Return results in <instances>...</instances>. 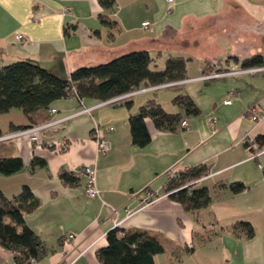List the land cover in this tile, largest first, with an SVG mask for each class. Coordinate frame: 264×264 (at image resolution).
I'll return each instance as SVG.
<instances>
[{
	"label": "crops",
	"instance_id": "1",
	"mask_svg": "<svg viewBox=\"0 0 264 264\" xmlns=\"http://www.w3.org/2000/svg\"><path fill=\"white\" fill-rule=\"evenodd\" d=\"M101 14L109 25L100 20ZM144 21L148 26H142ZM141 49L154 57L155 66L168 55L188 58L187 76L177 91L188 94L200 112L181 119L185 127L161 131L147 119L150 141L134 145L127 119L139 105L152 98L168 112H181L172 103L174 87L141 88L127 100L130 106L102 105L72 115L41 133L39 143L27 138L0 142V155L23 160L19 171L0 174L1 191L11 197L27 185L39 200L25 215L26 224L48 249L35 264H101L96 250L106 244L105 234L115 220L122 221L124 229H141L158 239L163 251L154 256V264H264V152L250 158L242 140L244 135H264V73L192 79L206 74V62L215 64L211 69L220 68L208 72L232 71L244 67L245 57H264V0H114L106 9L98 0H0V66L31 60L67 74ZM94 102L71 95L56 99L49 106L56 112L48 118L70 115ZM252 105L255 120L248 111ZM47 114L39 110L33 121ZM213 117L215 129L208 124ZM28 123L18 108L0 114L3 133ZM94 126L109 143L104 153L97 150ZM33 156L43 157L45 166L30 170ZM202 164L209 169L203 182L213 194L206 207L187 211L164 196L138 209L136 193L144 187L163 192L169 169ZM83 165L96 170L97 197L84 194L83 175L74 185L59 177L63 169L75 171ZM234 181L246 187L234 193L228 188ZM238 220L253 225L252 237L230 230ZM69 232L76 237L66 243ZM0 264H16L12 252L1 245Z\"/></svg>",
	"mask_w": 264,
	"mask_h": 264
},
{
	"label": "trees",
	"instance_id": "2",
	"mask_svg": "<svg viewBox=\"0 0 264 264\" xmlns=\"http://www.w3.org/2000/svg\"><path fill=\"white\" fill-rule=\"evenodd\" d=\"M98 2L106 9L112 7L114 0ZM99 17L105 25H109L105 15L101 14ZM74 27L73 25L65 28L64 33L67 34ZM153 59L147 50H132L105 62L78 66L67 74L62 69H47L31 60H16L1 65L0 114L12 108L20 109L30 122L16 127L21 128L47 120L48 114L42 121L34 122L35 112L48 111L54 100L68 95L76 97L79 101L93 99L95 102H101L123 92L186 78L188 58L168 55L161 68L152 67ZM207 63V69L204 71L220 70L211 69L215 64ZM241 64H264V57L259 53L252 54L243 58ZM173 89L177 91L178 87L174 86ZM127 100L121 103L130 106ZM172 103L181 112H168L151 98L139 105L134 113L129 114L127 121L134 145L144 146L150 141L147 119H150L158 130L175 131L180 127L181 119L196 116L200 112L193 99L180 91L175 93ZM2 133L0 130V135ZM256 140L264 143V135H258ZM45 164L43 157L33 156L29 168L33 170ZM22 166L23 160L20 156L0 155V174H13ZM208 172L209 169L204 164L176 170L171 178H167L163 192L176 189L167 194V197L187 211L204 208L213 197L210 188L203 182ZM78 175L83 174L65 169L59 173L60 179L68 185L76 184ZM245 187L239 181L230 182L228 185L234 193L242 191ZM38 204V198L27 185H22L20 191L11 197L6 196L0 189V245L12 252L16 264H30L32 260L42 258L48 252L39 236L25 222V215ZM229 228L233 233L245 238H250L255 233L253 225L246 220H238ZM105 237L106 244L96 250V258L101 264H154V256L163 251L158 239L141 229L116 226L109 229Z\"/></svg>",
	"mask_w": 264,
	"mask_h": 264
},
{
	"label": "built area",
	"instance_id": "3",
	"mask_svg": "<svg viewBox=\"0 0 264 264\" xmlns=\"http://www.w3.org/2000/svg\"><path fill=\"white\" fill-rule=\"evenodd\" d=\"M168 1H172V0H168ZM63 10L67 11L68 8L64 7ZM141 24L143 27H146V26H148V21H144ZM21 37H22L21 34L16 35V39H18V40H20ZM242 73H248V74L264 73V64L255 65V66H244V67H241L239 69L232 70V71L206 72V74H202L198 77H193L192 79L209 80V79H213V78L224 76V75H233V74H242ZM180 81L181 80L168 81V82H165L162 84L144 87L142 89L157 90V89H161V88H172V87L178 85L180 83ZM137 90L123 92V93H120L117 95H113V96H111V97H109V98H107L101 102L98 101V102L93 103L92 105L82 106L81 109H79L78 111H76L75 113H72L70 115L62 116L59 118H52L49 116V118L46 121L36 123V124H32V125H29L26 127L16 128L12 131L2 133L0 135V142L7 141V140L19 139V138H27V139H29V141L39 143V142H41V140H40V134L41 133H43L44 131H46L52 127L54 128V127L60 126L66 119H68L72 115L79 114V113H90L91 110H93L94 108H96L98 106H102V105H115V104L121 103V102L125 101L126 99H129L132 95H134V93ZM229 102H230V100L224 101V103H229ZM248 111L253 113V115L251 116L252 119H254V120L257 119V113H256V110H255L253 105L248 107ZM55 112H56L55 108H50L48 110V115H52ZM215 123H216L215 117H213L212 119H208V124L212 127V129H215ZM180 125L185 127L187 125L186 121L182 120L180 122ZM109 129H111V127H109ZM92 132L95 135V142H96V147H97L98 152L104 153L105 151H107L109 148V143L107 140L102 139L98 136V128L96 126H94L92 128ZM242 140L248 149L250 158L253 159L256 156H258L260 153L264 152V144H261L255 138H251L248 135H244ZM47 145L51 146L52 144L47 143ZM258 167L261 168L262 166L260 164H258ZM75 171L76 172L79 171V173H82L84 175V179H85L84 187H83L84 194L88 197L99 196V190H98V188L96 186V182H95L96 170H95L94 166L83 165L81 169H78ZM175 171L176 170L169 169L166 172V178H168V179L171 178ZM174 190H176V189L161 192L158 189H150L148 187H144L143 189H141L139 192L136 193L138 195V197L140 198L138 209H143V208L149 206L150 204H152L156 200H158L164 196H167V194H169L170 192H172ZM109 210L112 214H116V209L114 207L109 206ZM130 214H131V211L128 212V215H130ZM121 222L122 221H120V220H115L113 227L120 226ZM75 237L76 236L74 233L69 232L65 235L64 242L69 243V242L73 241L75 239ZM30 264H35V261L32 260L30 262ZM58 264H70V262L60 261Z\"/></svg>",
	"mask_w": 264,
	"mask_h": 264
},
{
	"label": "rangeland",
	"instance_id": "4",
	"mask_svg": "<svg viewBox=\"0 0 264 264\" xmlns=\"http://www.w3.org/2000/svg\"><path fill=\"white\" fill-rule=\"evenodd\" d=\"M162 59H164V58L161 57V59H159V61H157V65L156 66H154V64H152V67L161 68L163 66ZM165 89H169V88H165ZM170 90L174 91V89H170ZM163 93H164V91H162V90L159 92V94H161V95H163Z\"/></svg>",
	"mask_w": 264,
	"mask_h": 264
}]
</instances>
